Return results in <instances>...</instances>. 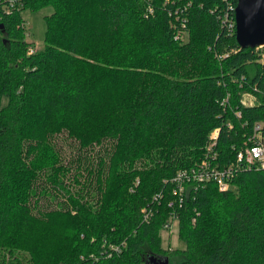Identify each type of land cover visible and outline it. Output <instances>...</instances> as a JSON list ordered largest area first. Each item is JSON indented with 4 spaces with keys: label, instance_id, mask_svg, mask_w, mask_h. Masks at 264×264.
<instances>
[{
    "label": "trees",
    "instance_id": "16d2710c",
    "mask_svg": "<svg viewBox=\"0 0 264 264\" xmlns=\"http://www.w3.org/2000/svg\"><path fill=\"white\" fill-rule=\"evenodd\" d=\"M236 3L0 0V264H152L170 256L171 216L173 264H264L263 170L172 191L179 169L211 148L227 164L264 123V46H238ZM44 6L28 53L21 12Z\"/></svg>",
    "mask_w": 264,
    "mask_h": 264
},
{
    "label": "built area",
    "instance_id": "2783aa9c",
    "mask_svg": "<svg viewBox=\"0 0 264 264\" xmlns=\"http://www.w3.org/2000/svg\"><path fill=\"white\" fill-rule=\"evenodd\" d=\"M5 11L9 8L4 7ZM151 10V9H150ZM227 17V15H226ZM230 24L235 22L228 19ZM175 39L183 40V31L178 30L174 32ZM36 48L29 45L27 52L32 53ZM228 97H226L221 104L224 105L227 102ZM241 103L252 104L256 101L255 95L250 92H244L241 98ZM232 125L229 121L228 124ZM217 134L212 135V147L215 146V141L217 139ZM254 168L261 169L264 171V123L262 121H257L253 125V129L241 148L235 153V156L227 164H222L217 159V150L210 149V154L197 163V165L192 166L188 169H179L174 176L171 177L173 181L172 191L178 193L180 199H183L186 194L187 181L189 176H192V185L195 187L201 186L207 180H214L219 189H227L232 185L233 176L241 169ZM194 175V176H193ZM187 176L188 180L184 177ZM147 213V212H146ZM145 213V215H146ZM170 225V224H169ZM168 225V226H169Z\"/></svg>",
    "mask_w": 264,
    "mask_h": 264
},
{
    "label": "rangeland",
    "instance_id": "374dc122",
    "mask_svg": "<svg viewBox=\"0 0 264 264\" xmlns=\"http://www.w3.org/2000/svg\"><path fill=\"white\" fill-rule=\"evenodd\" d=\"M51 11L52 8L50 6H44L39 8L38 10H30L29 8H25V10L21 12L24 20L25 38L26 40L32 42L31 46L36 49H41L44 46L43 39L46 30L45 15L50 14ZM184 39H186V37ZM57 142L59 144V147H61L63 155L65 157L73 156L74 150H72V145L69 146V140L58 138ZM184 178L188 180L187 176H185ZM189 180L193 181L192 176H189ZM189 180L187 182H189ZM161 228L162 229L160 230V233L162 236V244L164 247L168 248L167 250H170L168 264H173L181 256L179 252H174L177 249L176 247H181L183 245V242L180 240L177 234L178 221L176 218L172 219L171 216L163 224V226H161Z\"/></svg>",
    "mask_w": 264,
    "mask_h": 264
},
{
    "label": "water",
    "instance_id": "95a60500",
    "mask_svg": "<svg viewBox=\"0 0 264 264\" xmlns=\"http://www.w3.org/2000/svg\"><path fill=\"white\" fill-rule=\"evenodd\" d=\"M234 21V35L239 47L264 46V0H237ZM148 261L152 264H168V257L150 254Z\"/></svg>",
    "mask_w": 264,
    "mask_h": 264
}]
</instances>
